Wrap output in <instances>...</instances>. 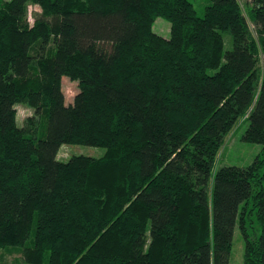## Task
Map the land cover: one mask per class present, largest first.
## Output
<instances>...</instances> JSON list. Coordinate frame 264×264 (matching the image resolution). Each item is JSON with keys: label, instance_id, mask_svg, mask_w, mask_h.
Wrapping results in <instances>:
<instances>
[{"label": "trees", "instance_id": "trees-1", "mask_svg": "<svg viewBox=\"0 0 264 264\" xmlns=\"http://www.w3.org/2000/svg\"><path fill=\"white\" fill-rule=\"evenodd\" d=\"M263 57L264 0H209L203 16L191 0H0V249L24 264H229L238 224L244 264H264ZM66 74L83 78L70 103ZM242 118L260 153L215 169ZM63 144L105 152L63 161Z\"/></svg>", "mask_w": 264, "mask_h": 264}, {"label": "rangeland", "instance_id": "rangeland-1", "mask_svg": "<svg viewBox=\"0 0 264 264\" xmlns=\"http://www.w3.org/2000/svg\"><path fill=\"white\" fill-rule=\"evenodd\" d=\"M191 1L193 2L197 10V13L203 16L209 0ZM39 12H41V7L39 4H28V20L30 21V23L34 22L35 14ZM153 28L155 29V31L164 36H169L170 34V22L162 16H158L155 19ZM224 36L225 48L230 49L232 47L230 36H228V34L226 33ZM82 80V77L76 78L72 74H66L63 76L62 90L65 95L66 103L72 102L74 96L82 86ZM16 108L17 121L20 125H22L24 124L25 118L33 114V109L21 103L17 104ZM248 124V119L242 118L227 133L223 145L219 149L215 161V169L224 165L248 166L260 153L261 144L256 142H249L243 139V134L248 127ZM104 152L105 148L102 146L86 144H63L61 145L57 156L59 159L66 161L73 155L83 154L99 157L104 154ZM249 226V232L255 229L256 232L261 231L260 224L258 222H254V227H251V223H249ZM244 248V235L241 231L240 226L237 224L234 231L233 245L230 253L229 264H244ZM0 261L3 264H24L22 252L16 247L0 249Z\"/></svg>", "mask_w": 264, "mask_h": 264}, {"label": "built area", "instance_id": "built-area-1", "mask_svg": "<svg viewBox=\"0 0 264 264\" xmlns=\"http://www.w3.org/2000/svg\"><path fill=\"white\" fill-rule=\"evenodd\" d=\"M240 2H243L244 0H239Z\"/></svg>", "mask_w": 264, "mask_h": 264}]
</instances>
